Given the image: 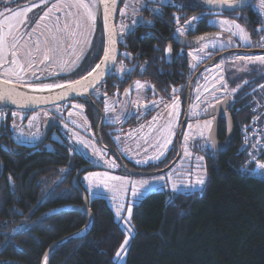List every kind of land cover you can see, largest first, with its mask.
<instances>
[{
	"label": "trees",
	"instance_id": "trees-1",
	"mask_svg": "<svg viewBox=\"0 0 264 264\" xmlns=\"http://www.w3.org/2000/svg\"><path fill=\"white\" fill-rule=\"evenodd\" d=\"M143 1L152 5L141 11L145 23L126 32L121 44V51L131 55V60H124L135 70L126 83L117 79L114 96H120L132 80L146 81L165 99L179 97L185 109L192 72L188 55L179 53L173 35L178 22L190 17L195 26L188 36L218 35L208 18L224 16L248 31L252 44L247 48H259L264 42V19L257 11L213 13L198 0ZM21 2L0 0V7L16 8ZM125 3L120 0L118 16ZM100 40L98 58L104 47L102 25ZM246 80L236 98L261 84L264 74L252 70ZM90 117L96 128L97 120ZM108 139L114 148L113 138ZM15 141L4 139L0 146V264H41L55 242L88 224V217L75 209L83 200L72 181L90 160L66 142L52 141L51 149L47 144L29 149ZM240 160L232 149L207 158L208 180L201 191L146 195L131 213L134 235L124 264H264V181L240 173L236 169ZM80 186L86 194L81 182ZM61 207L67 208L55 211ZM89 209L94 216L91 232L57 249L48 264H119L115 257L124 230L106 199L89 200Z\"/></svg>",
	"mask_w": 264,
	"mask_h": 264
},
{
	"label": "rangeland",
	"instance_id": "rangeland-1",
	"mask_svg": "<svg viewBox=\"0 0 264 264\" xmlns=\"http://www.w3.org/2000/svg\"><path fill=\"white\" fill-rule=\"evenodd\" d=\"M163 2V0H160ZM100 0H39L36 4L19 9L12 14L2 12L0 21H8L6 24L13 28L18 21L28 20L26 15L36 11L39 6L49 5V9L40 19L42 22L57 21L65 12L69 22L80 19L93 21L94 13L99 9ZM145 5L143 0H126L124 8L120 11L117 22L118 40L124 42V34L132 30L138 23H145L141 10ZM256 10L264 19V0H257L254 4ZM99 11V10H98ZM31 19V18H30ZM194 17L178 22L176 34L178 37H185L189 30L194 29ZM61 20V19H60ZM208 24L218 29V35L204 39L194 48L187 50L190 60V70H195L199 65L209 59L217 51H229L215 65L206 68L193 85L192 97L188 115L183 129L184 112L182 101L179 97L172 96L165 99L157 92L153 85L146 81L134 82L131 94L125 97L115 95L104 99L103 114L105 120L111 122L115 119L123 121L131 118L137 121L133 130L122 141L115 136L114 149L108 146L112 143L107 136L100 138L88 122L84 106L70 103L72 109L68 110V116L74 121L75 128L69 126V133L66 140H56L66 142L82 152L91 163L104 167L105 169L92 170L84 173L80 182L86 191L88 200L104 198L114 212L116 221L125 232V239L115 257V261L124 264L126 261L127 248L134 235V228L131 222L133 207L137 205L146 195L152 192H165L169 195L191 194L201 191L208 180V170L206 160L199 154L193 153L190 146L193 141L203 138L209 131L211 120L202 118L206 113L208 105L224 95H234L236 91L245 86L248 81L247 76L252 70L264 74V42L258 53H237L235 48L239 46H250L252 44L250 35L244 26L237 21L224 16H211ZM74 28L76 32L74 31ZM69 29V30H68ZM259 29V28H258ZM75 35L80 42L86 41L73 23L66 24L63 34L55 39L54 50H47L44 54L50 60L54 57L60 58L59 64L63 68L70 70L69 65L76 61V49L83 48L73 42ZM60 43L62 45H60ZM86 48L88 44L83 43ZM62 48V49H61ZM84 50V49H83ZM80 50L79 52H82ZM233 50V51H232ZM28 59L33 57V53L27 52ZM23 55V50L13 51L11 60L16 69L21 68V64L28 65L30 69L37 63L33 60L29 65V60ZM122 55L131 59V55L123 51ZM7 51L0 47V61L5 60ZM68 61V63H66ZM209 62V61H208ZM0 62V79L8 80L24 77L21 70L11 74L3 69ZM69 64V65H68ZM75 64V63H73ZM72 67V66H71ZM132 67L124 64L116 66V73L130 71ZM23 70V69H22ZM63 72V71H62ZM71 71H68L70 73ZM16 73V74H15ZM15 74V75H14ZM14 76V77H13ZM26 76V75H25ZM242 78L243 81L236 87H232L230 80ZM33 92H53L55 88H31ZM173 92H177L175 88ZM95 95L101 96V91H96ZM139 111L135 113V109ZM151 110H154L150 113ZM46 114L41 111L27 115L20 110L12 112V119L0 115V127L2 124L8 127L12 136L19 143L32 144L40 140L42 129L45 126ZM114 122V121H113ZM180 138V151L176 155L172 152L177 146ZM51 149V142L47 143ZM116 149V150H115ZM179 156V157H178ZM164 163L169 164V170L164 173L152 176H134L130 171L135 172H156L147 171L157 168ZM67 207L57 208L60 211Z\"/></svg>",
	"mask_w": 264,
	"mask_h": 264
},
{
	"label": "flooded vegetation",
	"instance_id": "flooded-vegetation-1",
	"mask_svg": "<svg viewBox=\"0 0 264 264\" xmlns=\"http://www.w3.org/2000/svg\"><path fill=\"white\" fill-rule=\"evenodd\" d=\"M256 1L248 9L243 10V11L245 12L251 11L252 13H255L254 11H257L255 9L256 6L254 5ZM38 2L39 0H22V2L19 3L16 8L11 7V6H2L0 7V14L3 11L6 13L12 14L15 10L19 9L21 5L24 7H27L34 3L37 4ZM49 5L50 4H47L45 6L36 7L39 9L36 11L34 10L27 15L25 12L23 16H27L28 20L23 19L21 21H18L13 28H10V26L6 24L8 21H3V20L0 21V47L3 49L4 52L5 50L7 51L6 59L5 60L3 59L0 61V62H3L2 68L7 69L6 71L11 74V77H12L13 72L18 73L17 70H21L22 71L21 74L24 75V77L22 78H16L13 76L15 78V81L13 79H8V80L6 79L2 81L10 85H13V86H18V87H23V88H28V89L55 88L56 90L54 91H59V90H62V88H65L66 86L83 79L87 75L91 74L98 67L99 63L102 60V57L105 52V47H106L103 18L100 13V6L98 9L99 11L98 10L95 11L92 22L88 21L87 19L81 20L80 19L81 16H77L75 20L69 22L66 16L67 14L65 12H62V16L60 17L61 20L58 19L57 21L54 20L49 23L46 21L42 22L40 21V19L44 16V14L49 9ZM150 6L152 7V5H148V2H146L142 8L143 9L150 8ZM119 16L117 14L116 29H117V22H118ZM71 23H73L78 30H81V34H82L81 36L86 41L80 42L77 36L72 35L74 38L73 42L77 43V46H83V48L76 49L75 51L76 55L73 57V60L76 59V61L73 62L75 64L73 63H71V65L68 64L69 65L68 68H70L69 70L67 68H63L62 64H59L60 58L54 57V60L53 59L50 60L49 58L44 56V54L48 49L54 50L55 45L58 47V45L55 44V39H57L61 34H63L66 24L69 25ZM101 25L103 26L104 47H103V52L100 58H98V55L100 52V43H101V40H100ZM74 31L76 32L75 28H74ZM189 31H192V30H189ZM216 31L218 32V29H216ZM205 34L206 35L208 34L211 36L214 35V36L219 37V35H215L213 32L203 33L200 35L191 34L189 36L187 33L185 37L195 38V37H199ZM85 42L88 44L86 48L84 47V44H83ZM121 44L122 43H120L118 40L119 58L114 68L110 71L108 77L89 95L83 96L79 99L70 100L68 102L61 103L58 105H52V106H48L45 108H40L36 111L20 110L21 112L25 113L27 117L29 115H32L33 113H37L38 111H40V113L41 111H43L47 115L46 119L44 120L45 126L41 131L42 135H41L40 140L43 138L46 132L48 134V137H47L46 143H44L41 146H44L49 142L56 141L59 139L62 141L64 139L66 140V135L70 131L69 126H72L73 128L76 127L75 124L73 123L74 121H72L70 116H68V113H69L68 110L72 109V105L70 103L81 104L84 106L85 113H86L88 122L90 123L91 127L93 124V120H91L90 116L94 118V121L97 120L96 128L95 127H92V128L95 130V132L98 134L100 138H102L103 136H107L109 138H114L115 136H118L120 137L119 139L122 141L124 138L127 137V135H124V134L129 133L133 130L134 125L136 126L137 124V121H135L134 119L126 118L123 121H117V119H115L113 120L114 122L113 121L108 122L105 120V117L103 114V110L105 109L103 100L114 96L113 93H111V91L112 89H115L117 79H121L123 83H126L128 81L129 75L135 70L134 65L130 66V63L124 60L125 57H122V58L120 57V54H122L121 52H123L121 51ZM60 45L62 44L60 43ZM176 46L178 47L180 54H183V52H187V50H189L186 48L179 47L178 45ZM247 47L248 46L241 45L239 47H236L234 51L237 53H244V54H248L251 52L258 53L261 51L260 47L252 48V49L247 48ZM16 50H19V51L23 50L22 56H24L26 59H28V56L26 53L32 51L33 57L31 59H28L29 60L28 64L31 65V62H33V60L36 61L37 63H34L33 64L34 66L31 69L28 65L24 66V63L21 64V68L16 69L15 64L12 61L13 59L11 60V55L13 51H16ZM80 50H83V51L79 52ZM227 53H229L228 50L227 52L225 51L214 52L207 61L199 65L195 70L193 71L190 70V73L192 72V77L187 85L188 86L187 91H189V87H191V97H192V89H193L194 83L197 82L199 76L209 66H207L201 73L197 75L198 70L202 66L212 61L217 56L223 54L213 64L215 65ZM66 63H68V61ZM118 64H124L127 67H132V69L130 71H124L122 73H116L117 72L116 66ZM68 71H71V72L68 73ZM196 75L197 77H194ZM242 81H243L242 78L237 77L233 80H230V84L232 87H236ZM134 82L136 81L132 80L129 84L125 86V88L123 89L121 93V95L123 94L122 97H125L131 94L132 92L131 89H132ZM128 87H130V89H127ZM96 91H101L103 95L101 96L95 95L94 93ZM235 93L234 95L229 94V95H224L220 97L219 99L214 101L212 104L208 105V107L205 110L206 112H210V114H213L212 117L205 118V119L211 120L210 129L206 133V135H204L203 138L193 141L190 146L193 153L199 154L205 160L207 158H214L216 156L222 155L220 151L224 148L223 144L227 141L230 130H232V134H233L232 140L234 141V138L236 135V119L232 115L231 107L234 104V101L236 99ZM187 98H188V93H187ZM229 102H232V103L229 107H227L229 105ZM186 103H187V99H186ZM185 110H186V104H185V109L183 110L184 115H185ZM14 111H17V110L7 108L0 103V115L6 116L7 119H12V112ZM138 111L139 109L136 108L135 113ZM153 111L154 110H151L150 113ZM202 118L204 117L202 116ZM214 124H215V127L213 130ZM4 139L16 140L12 136L8 127H5L2 124V126L0 127V146L3 145L2 141ZM15 142H17V140ZM108 147L112 148L110 146ZM231 148H232V144H231ZM172 152L175 153L174 158H173L174 160L176 155L179 153L178 146H175Z\"/></svg>",
	"mask_w": 264,
	"mask_h": 264
},
{
	"label": "water",
	"instance_id": "water-1",
	"mask_svg": "<svg viewBox=\"0 0 264 264\" xmlns=\"http://www.w3.org/2000/svg\"><path fill=\"white\" fill-rule=\"evenodd\" d=\"M198 1L202 7L213 13H234L248 9L256 0H198ZM119 4H120V0H100L99 2L100 13L103 18L106 47L101 62L91 74L87 75L83 79L73 84L66 86L65 88H62V90L53 91V92L27 93L23 90L24 89L23 87L13 86L0 80V103L10 109L36 111L40 108H45L52 105H58L61 103L68 102L70 100L79 99L83 96L89 95L108 77L110 71L114 68L119 58L118 33L116 29V19H117ZM209 37L212 36L205 34L195 38H187V37L181 38L178 37L176 34L173 35L174 42L176 43V45L186 49L194 48L196 45H198L200 41L207 39ZM222 55L217 56L212 61L202 66L198 70L197 75L201 73L207 66H212L216 62V60L219 59ZM197 75L194 77H197ZM127 89H130V87H128ZM190 101H191V87H189V91H188L184 123L188 115ZM231 103L232 102H229V105L227 107H229ZM212 116L213 114H210V112H206L203 117L210 118ZM184 123L182 124L181 128H183ZM214 127L215 124L213 126V130ZM47 137L48 134L46 132L43 138L38 142L32 144H23L16 142V145L20 147H26L29 149H35L46 143ZM232 139H233V134H232V130H230L228 134V139L223 144L224 148L220 151L221 154L230 151L231 144L233 141ZM177 146L179 149V156H180L181 155L180 138H178ZM98 169H105V168L103 166L100 167L90 162L88 166L78 170L72 181V187L80 193L83 200V205L75 209L88 217V224L78 232L70 234L55 242L45 253L41 264H48L51 256L57 249L66 246L69 243L81 240L91 232L94 226V216L89 209V200L80 186V179L84 173ZM169 169L170 167L156 172L130 171V174L134 176L137 175L152 176V175L164 173ZM38 223L39 221L33 223L29 227V229L35 227L36 225H38Z\"/></svg>",
	"mask_w": 264,
	"mask_h": 264
},
{
	"label": "built area",
	"instance_id": "built-area-1",
	"mask_svg": "<svg viewBox=\"0 0 264 264\" xmlns=\"http://www.w3.org/2000/svg\"><path fill=\"white\" fill-rule=\"evenodd\" d=\"M231 112L236 119L231 149L241 159L236 169L264 181V81L236 98Z\"/></svg>",
	"mask_w": 264,
	"mask_h": 264
},
{
	"label": "bare ground",
	"instance_id": "bare-ground-1",
	"mask_svg": "<svg viewBox=\"0 0 264 264\" xmlns=\"http://www.w3.org/2000/svg\"><path fill=\"white\" fill-rule=\"evenodd\" d=\"M23 90H24L25 92H27V93H34L33 90L28 89V88H24Z\"/></svg>",
	"mask_w": 264,
	"mask_h": 264
}]
</instances>
